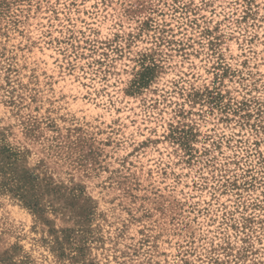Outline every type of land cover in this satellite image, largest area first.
Wrapping results in <instances>:
<instances>
[{
  "label": "rangeland",
  "instance_id": "rangeland-1",
  "mask_svg": "<svg viewBox=\"0 0 264 264\" xmlns=\"http://www.w3.org/2000/svg\"><path fill=\"white\" fill-rule=\"evenodd\" d=\"M2 153L0 264H264V0H0Z\"/></svg>",
  "mask_w": 264,
  "mask_h": 264
},
{
  "label": "trees",
  "instance_id": "trees-1",
  "mask_svg": "<svg viewBox=\"0 0 264 264\" xmlns=\"http://www.w3.org/2000/svg\"><path fill=\"white\" fill-rule=\"evenodd\" d=\"M0 175L4 179L0 182L4 189L13 192L27 208L38 210L37 195L33 192L36 187L35 182L38 180L37 178L25 170L17 172V169L14 167L13 169L10 168L8 159L3 153L0 158ZM10 185H14V188L10 187Z\"/></svg>",
  "mask_w": 264,
  "mask_h": 264
}]
</instances>
